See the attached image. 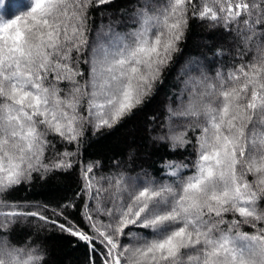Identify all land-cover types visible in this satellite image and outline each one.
I'll return each mask as SVG.
<instances>
[{"label":"snow or ice","instance_id":"snow-or-ice-1","mask_svg":"<svg viewBox=\"0 0 264 264\" xmlns=\"http://www.w3.org/2000/svg\"><path fill=\"white\" fill-rule=\"evenodd\" d=\"M110 2L0 0V264H43L30 241L12 243L20 221L84 242L89 264H264V0H144L129 31L92 38L89 11ZM194 19L222 24L239 63L209 76L193 58L177 73L158 139L175 149L194 135L191 165H167L161 181L79 163L82 223L75 200L3 198L34 174L68 173L88 128L112 129L152 97Z\"/></svg>","mask_w":264,"mask_h":264},{"label":"trees","instance_id":"trees-1","mask_svg":"<svg viewBox=\"0 0 264 264\" xmlns=\"http://www.w3.org/2000/svg\"><path fill=\"white\" fill-rule=\"evenodd\" d=\"M143 4L144 0H111L106 5L99 7L94 5L89 11L91 37L95 38L97 32L102 29L107 31L109 27L117 32L129 31L134 26L132 14L137 11V6L143 7ZM218 50H222L223 55H216ZM193 58L203 65V70L209 76H215L217 70L221 69L227 73L234 63H239L233 35L225 31L222 24L213 25L208 20H190L184 39L179 44V51L174 54L173 64L164 73V83L162 86H157L152 97L112 129H102L93 135L92 129L88 128L87 140L81 149L78 164L68 173L51 174L45 179L34 174L31 182L15 187L3 198L25 206L38 203L56 206L65 200H75L77 207L74 210L69 209V215L82 223L79 213L83 202L76 200L74 195L79 190V163L99 161L100 167L94 170L98 177L119 172L131 176L146 173L149 177L161 181L167 179L165 175L167 165H191L196 159L194 135L189 134L192 144L175 149L170 142L160 140L158 137L166 134L161 124L167 115V107L170 104L173 108L177 107L178 101L175 97L184 79L183 77L178 79L177 73ZM61 87L67 90L69 85L63 83ZM58 150L63 151L64 146L58 145ZM68 150L74 149L69 146ZM187 174L189 173L185 172V175ZM261 207H264V202H261ZM231 218V214H228L227 219ZM242 231L254 230L244 225ZM8 234L13 244L30 241L32 246L38 247L44 256L43 264H89L90 262L88 245L61 235L55 229L38 231L32 222L20 221L8 229Z\"/></svg>","mask_w":264,"mask_h":264},{"label":"rangeland","instance_id":"rangeland-1","mask_svg":"<svg viewBox=\"0 0 264 264\" xmlns=\"http://www.w3.org/2000/svg\"><path fill=\"white\" fill-rule=\"evenodd\" d=\"M182 87H183V85H182ZM182 87H181V88H182ZM167 141H168V140H167ZM168 142H170V144H172L171 141H168Z\"/></svg>","mask_w":264,"mask_h":264}]
</instances>
